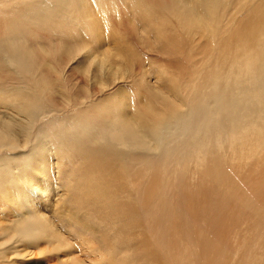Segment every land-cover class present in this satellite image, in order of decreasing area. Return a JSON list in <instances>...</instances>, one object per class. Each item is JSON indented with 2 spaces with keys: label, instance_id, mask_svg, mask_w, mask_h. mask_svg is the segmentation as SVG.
I'll use <instances>...</instances> for the list:
<instances>
[{
  "label": "rangeland",
  "instance_id": "374dc122",
  "mask_svg": "<svg viewBox=\"0 0 264 264\" xmlns=\"http://www.w3.org/2000/svg\"><path fill=\"white\" fill-rule=\"evenodd\" d=\"M42 1L50 6V0H0V41L3 43L4 40H9V35L12 37L11 31L12 33L15 32L19 34L27 29L26 23H23L28 17L27 14H4L5 12H8V10H14L15 12L18 8H24L33 4L39 6V3ZM83 2L88 12H75L71 5L66 6L60 11H45L41 8L39 9L37 15L40 17L42 14H46V16H48L47 23L39 26L38 28L32 27L31 29L34 30L30 35L24 33L26 35L23 34L24 36L22 35V38L19 39L21 40L19 43L20 46L21 44L24 45V48L25 46L26 48L27 46H31L30 48L35 51V56L38 58H36L38 65H35L37 70L42 71L43 64L46 61H50V59H48L50 58L48 54L62 51L65 44L78 47L77 45L81 44L79 43L80 41H78L79 36L87 41L91 39L93 32H96L97 30L104 31L107 29V32L109 33L108 38L109 40H112L108 42L110 45L107 46V48L112 52L119 54L116 59V63L120 65L119 69L121 72L124 69L123 59H125V61L132 60L135 58V56H133L135 49H138L140 53L144 52V50L146 51L144 52L146 54V58L151 60H149V63L152 62V64H155V66L153 65L155 67L154 69H156L155 71L160 74L159 76H156L154 73L152 74L154 75L153 77L150 76L145 79L142 77L140 78L141 81L139 80V77L141 76L135 77V79L132 80L133 82H129V85L126 83L127 85L125 84L123 86L124 88L120 90L116 87L108 89L105 93L102 92L104 95H101L100 97V92H98V88H96V86H94V89L96 88V90H92L93 84H91L92 88L88 89L90 85H86L85 81L81 80L80 74L74 70H70L72 65H65L64 63L61 67L56 65L55 70L54 60H52L54 63L50 61V64L52 65L51 69L49 68L51 71H49V74L52 75L51 81L53 92L52 95H46L47 98H50V103L54 107L56 106V109L61 108L60 110L66 111L64 112L66 116H72L73 114L72 117H85L87 119H90L91 117H107L108 119L114 117V110L118 107L121 100L124 101V103L123 101L121 102L123 106L127 102L130 108L134 102V105H137L135 109L134 106L132 108L135 113L137 111L139 112V109H137L138 105H142L139 106V108L142 107L140 108L142 112L140 111V114L137 112L139 115H142L146 113V109L150 105H152V107L156 105L153 96H155V94L158 95V92H160L159 95H165V93L167 95L169 93V90L167 89L171 87L170 85H178L183 92L184 88H187L189 85V88L192 89V87L195 86L193 84L199 79H202L205 72L209 69H213L214 66L218 69L219 66L217 65L222 63L221 58L225 57L227 54L221 46L225 42L229 41V33L235 27L234 25L232 26V24L239 21L242 18L241 15L244 14L245 11V9L240 10L237 14L239 16H233L232 21L220 26L218 30L214 32L217 34L216 38V35H214V33L212 34L213 44H211V51H207L199 45L200 43L198 44L199 46L196 43H193V45L192 43L188 44V40H186L182 34L180 36L175 35L173 38L174 34L168 36L169 34H167V32H161L159 37L157 34L153 35L155 33L153 28L141 31V27H138L139 21L137 19L139 18L137 14L133 12V9L130 7V3L127 0L117 2H114L113 0H83ZM126 2L129 5L125 4ZM123 7L126 11H124ZM128 7L129 9L127 10ZM130 8L132 10H130ZM133 15L135 18L130 17ZM92 17L96 20L97 26L92 25L91 27L88 25L89 21L92 22ZM137 22L138 24L136 25ZM3 31H6L7 33ZM150 33L151 38H149L151 40H155L151 41L152 43L149 41L150 39L147 40V35L149 36ZM105 35L106 34L103 36ZM144 35L146 37H144ZM157 36L159 38L162 37L163 39L167 38V41L164 39L165 42H163L161 41L163 39H159ZM170 37L171 39H174H172L173 42ZM143 38L145 39L141 40ZM140 40L143 43H141ZM182 42L184 44H182ZM148 43L149 47H147ZM216 43L217 45L219 44V46H217ZM161 46L166 49L163 47L161 48ZM200 50H204L206 52L202 53ZM229 50L232 52L231 49ZM199 62L201 63L200 66H198ZM239 65L236 66L237 68H234V73L235 71L238 72V69L242 67L241 64ZM61 69H65L64 72ZM59 71L63 73L61 78H58L57 72ZM37 75L40 77V73ZM3 77V73L2 75L0 73V103L6 99L4 89L8 86L7 82L9 84L12 80L9 79V75L6 76L7 80L5 81V77ZM189 82L191 83L189 84ZM140 84H144L145 86ZM185 85L188 86L186 87ZM115 86H117V84H115ZM81 88L87 92L90 90L91 94L94 93L93 96L96 95L97 97H91V94L85 92V94H88H86L87 98L86 100L84 99L85 101L81 100V96H86ZM43 89H45V87H42V91ZM114 89L117 91L119 90V93L121 94L117 95V91H114ZM148 89L152 92H147L150 91ZM186 90L188 89H185V91ZM107 91L111 93L108 94L109 92ZM152 93L154 94L153 96L151 95ZM70 94H73V96H70ZM67 97L69 98V101H71V110L73 109V106L76 108L78 107L77 105H80L78 98L84 108L80 105L79 109L76 108V110L73 109L70 111V109H67V106H65L68 100ZM99 97L101 100L102 98L104 99L103 102L100 101L103 104L98 102L100 99ZM89 99H92L93 101H90ZM7 100L8 98L6 101ZM63 100L65 101L63 102ZM142 100H144L143 104ZM6 101L0 105V117L9 119L12 117V114L8 112L6 106L3 105L5 103L7 104L8 101ZM82 101H90L89 103H85L86 105L89 104V106H86ZM94 101L97 104H95ZM148 101H150V104ZM147 102L148 105L146 104ZM54 129L52 130V133ZM39 143L38 148L36 149V153L38 154L35 153V157L38 155H42L44 157L40 162V165L42 164V168L41 170H38V175L29 177L28 185L25 186L26 179L10 178L5 166L0 169V180L4 184V186H2V183H0V228H11L13 223H16L17 218L19 220H23L24 217H29L30 215L35 214V211L38 212L39 210L41 214L46 216L45 218L48 220L47 222L49 223V226L53 228L56 234L58 232L61 237L63 236V239L67 244V251H51L54 250L51 247L56 246L53 244L51 238L54 236L51 234L49 236L42 237V241H39L41 243L37 245L39 248L31 245L32 241L28 243L27 241L21 240V244H19L15 250L12 249L11 245L7 246L8 253L6 255L7 257L4 259L10 264H69V261L70 264H264V136L258 140L250 139L249 142L245 143L241 148L238 147V143H234L233 146L225 145L222 155L224 158L226 157L225 159L227 160V165H225L222 173L223 175L220 177H215L214 175L208 173L205 168H203L204 161L197 158L198 156L186 157L176 161L175 166L173 165L169 169L161 168L157 171L155 176H152L149 172L143 171L142 174L140 172H131L132 174H129L128 172H119L114 174V177L100 166L94 164L84 154L81 156V154H75V152L70 151L71 147L67 144L59 145L58 142H53V140H51L48 136ZM55 145L59 146L56 147ZM45 147L48 149L45 150ZM55 148H58V150H55ZM225 152L227 153V156ZM48 153H50V156H48ZM20 154L23 155L24 150H22ZM242 158L244 159L242 160ZM22 159L24 158H20V160ZM87 159L89 163L86 161ZM237 159L239 161H237ZM86 163L89 165L93 163L91 166L94 170H92ZM249 164L253 165L254 168ZM184 166L185 168H183ZM193 166L194 168H198H195V170L193 169ZM95 169L99 172H96ZM181 169H184V171H181ZM198 170H201V172ZM196 171L200 174L195 173ZM72 173L75 174L71 176ZM86 173L87 176L85 175ZM100 174L102 178L100 177ZM120 174L122 175L120 176ZM96 175L101 179L104 178L103 183H101L102 180L100 182L97 181L98 179L100 180V178H97ZM93 176L95 179L92 178ZM206 176L211 182L208 178H206ZM158 177L159 179H157ZM114 179L116 182H114ZM117 179H120V181H117ZM58 181L59 183H57ZM81 183L82 186L80 187ZM89 183L92 185L91 188L89 187L91 186ZM103 184L104 186L102 187ZM19 185L20 187H18ZM63 185L65 186L66 192L63 189ZM49 186L51 190H49ZM150 187L152 189H150ZM195 187L197 191L195 190ZM197 187H199V189ZM177 188L180 190L182 188L184 192L181 194L182 190L180 192ZM156 189L159 191L157 192ZM162 191H165V195ZM28 192L30 193L28 195V199L32 200V203H29V201L24 197V194ZM176 192H178L179 196L181 194V196L179 197ZM190 193L192 196H189ZM146 196H153L151 197L153 202L160 200L168 205L174 204L172 206L178 210V212L180 211V217L182 219H185L186 217L185 220H188L189 234L184 233L178 221L174 222L176 223L175 225L174 223L169 225L165 231H162L160 228H158V230L155 229L153 223L145 217L142 211L141 202ZM203 196H205L204 199L202 198ZM179 198L180 200H177ZM174 199L176 201H174ZM187 199L190 200L186 201ZM184 200L186 203H183ZM195 201L199 202V208L194 207L196 203ZM17 202L23 203V206H16ZM175 203L178 204L176 205ZM182 203L184 205H182ZM186 204L188 205L186 206ZM31 205L34 206L33 209L31 208ZM204 205L206 206L204 207ZM195 209L198 211H195ZM260 210L262 211L260 212ZM120 211L121 213H118ZM259 212L261 213V216H259ZM181 213L184 215L182 216ZM123 215L127 218L128 222L125 221ZM121 218L123 220H121ZM164 236L166 238H163ZM205 236L210 239L213 247H203L200 239ZM25 243L28 244L25 245ZM0 264H5L3 262V258L1 257Z\"/></svg>",
  "mask_w": 264,
  "mask_h": 264
},
{
  "label": "bare ground",
  "instance_id": "6f19581e",
  "mask_svg": "<svg viewBox=\"0 0 264 264\" xmlns=\"http://www.w3.org/2000/svg\"><path fill=\"white\" fill-rule=\"evenodd\" d=\"M50 1H51L50 6L47 5L44 1H42L39 3V6L33 4L24 8L23 7L18 8L17 10H15V12L14 10H10V11L8 10V12L4 13V14L12 13L14 15H17L16 13H21V14H27L28 16L27 19H25L23 22L26 23L27 25V29L25 31L19 34L15 32L12 33L11 31L12 37H10L9 35V40H4L3 43L0 41L2 43V44L0 43L2 45V46L0 45V73L1 75L3 73L5 77V78L3 77L4 81L7 80L6 79L7 75H9L10 80L12 79L9 84L6 81L8 86L5 87L4 92L6 93L5 97L6 99L8 98L7 100L8 102L4 98L5 99L4 101H6L7 104L6 103L3 104L6 106L7 111L12 114V117L9 119L0 117V169L3 166H5L7 168L8 176L10 178L26 179L25 182V186H26L29 184L30 176L33 177V175L36 176L39 174L38 170H41L42 168V164L40 165V162L43 160L44 157L42 155H38L37 157H35V153H36V149L38 148V143L44 140L47 136L50 137V139L53 140V142L55 143L58 142L59 145L67 144L68 146L71 147L70 151L75 152V154L76 153L81 154V156L82 154H84L94 164L100 166L102 169L109 172L113 176L114 174L119 172H128L129 174L131 172L134 173L140 172L142 174L143 171L149 172L152 176H155L159 169L161 168L169 169L173 165L175 166L176 161H179L186 157L198 156L197 158L201 159V161L202 160L204 161L203 168H205V170L208 173L214 175L215 177H220L221 175H223L222 174L223 169L225 168V165H227V160L225 159L226 157L224 158L222 155L225 145L233 146L234 143H238V147L241 148L245 143H248L250 139L258 140L264 136V0H127L130 3V7L133 9V12H135L139 18L137 19L139 21L138 27L139 28L141 27L142 29L141 31L153 28L155 32L153 35L155 34L159 35L161 34V32L162 33L167 32V34H169L168 36L174 34L173 38L175 35L180 36L182 34L184 38L188 40V44L192 43L193 45V43H196L198 45L200 43L199 45L202 46L207 51L211 49V44H213L212 34L216 30H218V28L223 24L232 21L233 16H236L240 10L245 9V11L244 14L241 15L242 18L236 23L232 24V26L234 25L235 27L229 33L230 34L228 38L229 41L226 40L227 42H225L221 46L224 52H226L228 55L225 53L226 54L225 57L221 58L222 63L217 65L219 66L218 69L217 67L214 66L213 69H209L207 72H205L202 76V79H199L195 83L193 82L194 83L193 85L195 86H193L192 89L189 88L190 85L189 86L187 85L188 87L185 85L187 88H184V92L181 90V88L178 85H173V86L170 85L171 87L167 89L169 90V93L167 95L166 93L165 95H159L160 92H158V95L155 94V96H153L154 94L152 93L151 95L153 96L156 105H154L153 107L152 105H150L146 109L147 110L146 113L142 115H139L142 112L140 110V108L142 107L139 108V106L142 105H138L137 109H139V112L141 111L140 113L137 111L139 113L138 114L137 112L135 113L134 110L132 109L133 106L134 109L137 106L134 105V102L130 108L127 102L123 106V104H121L123 100H121L118 107H116L115 105L116 107V109L114 110L115 116L111 117L110 119H108L107 117H97V118L91 117L90 119L89 118L87 119L85 117L77 118V117H72L73 114L72 116H68V115L66 116L64 114V112L66 111L60 110L61 108L56 109V106L54 107L50 103L51 101L50 98H47L46 96L48 94L52 95L53 92L52 81H51L52 75L49 74L51 72L49 68L51 69V65H52L50 64V61L54 60L55 70H56V65L60 67L63 63L65 65H72L70 67V70L72 71L74 70L80 74L81 80L85 81L86 85L87 84L90 85L88 89L92 88L91 84H93L92 90L94 89V86H96V88H98L97 89L98 92H100L99 95L100 97L101 95L102 96L104 95L102 92L105 93V91L108 89H113L114 87H116L117 89L119 88L120 90L124 88L123 86L126 83L128 84L129 82L134 80L135 77L141 76L139 77L140 80V78L142 77H144L145 79L150 76L153 77L154 75L159 76L160 74H158V72L155 71L156 69H154L155 64H152V62L149 63L150 59L146 58V54L144 53L146 52L145 50L144 52L140 53L138 49H137L138 51L135 49L136 54L134 53L133 55L135 56V58L129 61H125V59H123L124 69L121 72V70L119 69L120 65L116 63V59L118 58L119 54L116 52H112L107 48V46L110 45L108 42L112 40H109L108 38L109 33L107 32L106 29L104 31L97 30L96 32H93L91 35V39L87 41L79 36L78 41H80L79 43L81 44H78L77 45L78 47L72 46L70 44L67 45L65 44L62 51H58L50 54L46 52L50 56V58H48L50 59V61H46L43 64L42 71L37 70V68H35V65L36 64L38 65V62L36 60L37 57L35 56L36 54L35 51H33L32 48H30L31 46L30 47L27 46V48L25 46L26 49L24 48V45L21 44L20 46L19 43L21 40L19 39L22 38V35L24 33L30 35L34 30L31 29L32 27L38 28L39 26L47 23L48 16H46V14H42L40 17L37 15L39 9L41 8L42 10L45 11H49V10L60 11L64 9L66 6L71 5L72 9L75 12H85V11L88 12V10L84 5L83 0H50ZM113 1L117 2L121 0H113ZM125 4L128 3L126 2ZM131 8L130 10H132ZM128 9L129 7L127 8V10ZM124 11H126L125 8ZM130 17L135 18L134 15ZM92 19H93L92 22L89 21L88 25L91 27L92 25L97 26L96 20L93 17ZM137 24L138 22L136 23V25ZM104 34L106 35L103 36ZM150 35L151 33L149 34V36L147 35L148 37L147 40L151 38ZM214 35H216L215 36L216 38L217 34L214 33ZM144 37L146 36L144 35ZM144 39L145 38L141 40ZM159 39H163V38L161 37ZM164 39L166 40L167 38ZM164 39L161 41L165 42ZM149 41L151 42L155 40L150 39ZM141 43L143 42L141 41ZM182 44L184 43L182 42ZM217 46H219V44ZM147 47H149V43L147 44ZM162 47L163 46H161V48ZM163 48L166 49L165 47ZM229 49H231L232 52ZM201 52L203 53L206 51L203 50ZM54 62L52 61V63ZM239 64H241L242 67L238 69V72L235 71L234 73V68ZM200 65L201 63L199 62L198 66ZM61 70L64 72L65 69L64 70L61 69ZM38 73H40V77H38L37 75ZM57 73H58V78H61V76H63V73L61 71ZM190 83L191 82H189V84ZM115 84H117V86H115ZM42 87H45L46 90L43 89L42 91ZM96 88L94 90H96ZM185 89L188 90L185 91ZM81 90L83 89L81 88ZM115 90L116 89H114V91ZM119 90L118 91L116 90L117 95L121 94L119 93L120 92ZM83 91L82 92L84 94L85 92H87L85 90ZM89 91L87 93L91 94V91L90 93ZM147 92H152V91L150 90ZM110 93L111 92H109L108 94ZM93 94H91L92 95L91 97L96 96V95L93 96ZM87 95L81 96L82 97L81 100L84 99L86 100ZM70 96H73V94H70ZM121 97L124 98L123 96ZM67 99H68L67 104L65 106H67L66 107L67 109H70L71 101H69L68 97ZM89 100L91 101L92 99ZM103 100H104L103 98L102 100L100 98L98 102L100 101L103 102ZM4 101L2 103H4ZM64 101L65 100H63V102ZM90 101L87 102L82 101V102L85 104V103H89ZM78 102L80 103V105L82 104L79 101V98H78ZM143 102L144 100H142V104ZM148 102L150 104V101ZM148 102L146 103L147 105ZM2 103H0V105H2ZM95 104L97 103L95 102ZM80 105H77L78 107H76L75 105V107L79 109ZM86 106H89V104ZM76 108H74L73 106L74 110H76ZM72 110L70 109V111ZM53 129L54 131L52 133ZM59 145H55V146L58 147ZM47 149L48 148L45 147V150ZM22 150H24L23 155L20 154ZM55 150H58V148H55ZM48 156H50V153H48ZM20 158H24V159L20 160ZM88 159L86 161H88ZM243 159L244 158H242V160ZM237 161L239 160L237 159ZM93 163L91 164L93 165ZM91 164L90 165L88 164V166L91 167L92 169ZM250 166L253 167V165ZM183 168H185V166ZM195 168L193 166V169ZM95 171L99 172L96 169ZM181 171H184V169H181ZM198 171L201 172V170ZM195 173L198 172L196 171ZM74 174L72 173L71 176ZM85 175L87 176V173ZM121 175L122 174H120V176ZM207 176L206 178H208ZM92 178L95 179L94 176ZM101 178L100 180L98 179L97 181L100 182L102 180L101 183H103L104 178L103 179ZM157 179H159V177ZM117 181H120V179L119 180L117 179ZM114 182H116V180ZM0 183H2L1 180ZM57 183H59V181ZM89 184L91 185V183ZM178 184L180 183L178 182ZM2 186H4L3 183ZM81 186L82 183L80 187ZM103 186L104 184L102 185V187ZM18 187H20V185ZM89 187L91 188L92 185ZM197 188L199 189V187ZM63 189L66 192L65 186ZM150 189L152 188L150 187ZM49 190H51L50 186H49ZM156 190L157 192L159 191L158 189ZM181 190L179 189L180 192ZM183 192L184 191L182 190L181 194ZM162 193H164L165 195V191H162ZM176 193L178 194V192ZM29 194H30L29 192L24 194V197L26 200L29 201V203H32V200L28 199ZM190 195L191 193L189 194V196ZM153 196L144 197L141 203H142V211L145 217L153 223L154 228L157 230L158 228H160L162 231H165V229H167L169 225H172V223L178 221L184 233H188L189 232V223L187 222L188 220H185L186 217L185 219H182L180 217V213H179L180 211L178 212V210H176L172 206L174 204L168 205L165 204V202L157 199H155L157 201L153 202V199L151 198ZM204 197L205 196H203L202 198L204 199ZM177 200H180V198ZM189 200L187 199L186 201ZM174 201L176 200L174 199ZM186 201L184 200L183 203L184 202L186 203ZM183 203L182 205H184ZM17 205L23 206V203L17 202L16 206ZM187 205L188 204H186V206ZM206 205H204V207ZM31 206H32L31 208L33 209L34 206L33 205ZM194 207L199 208L200 207L199 202H196ZM195 211L198 210L195 209ZM261 211L262 210H260V212ZM260 212H259L260 214L259 216H261ZM118 213H121V211ZM45 217L46 216L44 214H41L38 210V212L35 211V214H32L29 217H24L23 220H19L17 218L16 223H13V226L11 228H7V227L0 228V257L3 258V262L5 264H10L7 260L4 259L5 257H7L6 255L8 253L7 246L11 245L12 249L15 250L17 246L21 244L20 242L21 240L27 241L28 243L32 241L31 245L39 248V246L37 245L41 243L39 241H42V237H46L51 234L54 236L51 239L53 241V244L56 245L54 246L56 249L54 247H51L54 250L51 249L50 250L54 252L67 251V244L66 241L63 239V236L61 237V235L58 232L56 234L53 228L49 226V223L47 222L48 220H46ZM124 219L125 221H127V218L124 217ZM121 220L123 219L121 218ZM175 224L176 223H174V225ZM163 238L166 237L164 236ZM200 242L204 248L208 246L213 247V244L211 243L210 239L206 236L201 238ZM28 243H25V245Z\"/></svg>",
  "mask_w": 264,
  "mask_h": 264
}]
</instances>
